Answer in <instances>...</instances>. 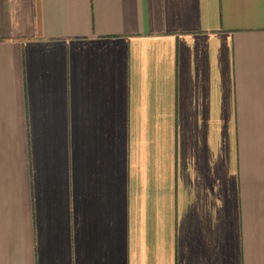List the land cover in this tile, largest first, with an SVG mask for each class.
<instances>
[{
  "label": "crops",
  "instance_id": "0c3cea01",
  "mask_svg": "<svg viewBox=\"0 0 264 264\" xmlns=\"http://www.w3.org/2000/svg\"><path fill=\"white\" fill-rule=\"evenodd\" d=\"M0 264H264V0H0Z\"/></svg>",
  "mask_w": 264,
  "mask_h": 264
}]
</instances>
